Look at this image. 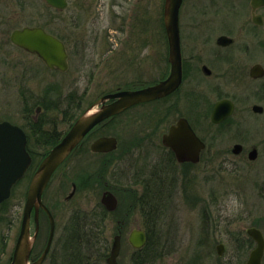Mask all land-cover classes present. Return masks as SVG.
<instances>
[{
	"label": "rangeland",
	"instance_id": "rangeland-1",
	"mask_svg": "<svg viewBox=\"0 0 264 264\" xmlns=\"http://www.w3.org/2000/svg\"><path fill=\"white\" fill-rule=\"evenodd\" d=\"M212 1L219 13L215 17L217 25L224 21V17L227 20L226 10L231 4H240L236 6L245 9L244 15L235 22L234 16L228 12L229 21L235 23V31L245 22L249 23V0ZM210 2L185 0L181 9L182 24L188 21L189 26L205 32L207 25L213 24L211 28L214 30L211 17H207L206 12L200 14ZM163 5L164 0H69V7L54 18L42 2L28 0L19 20L27 25H47L65 40L69 52V70L66 73L47 71L36 56L18 51L8 41L0 42V121L24 127L33 137L32 148L38 155H35L30 175L13 190L11 199L0 207V264L8 261L2 249L3 235L7 233L5 226L11 224L9 234L13 249L20 231L31 175L42 159L41 153L48 149L41 143L44 139L35 135L37 129L34 130L32 123L42 119L44 130H54L62 136L70 127L71 120L68 119L73 113L79 114L102 95L118 87L133 85L135 76L118 65L120 60L116 59V51L118 47L125 46L122 51L134 52L137 48L136 52H140L142 44L132 48L138 44L130 43L140 42L154 32L156 53L163 52L160 30ZM259 12L264 14V9ZM260 31L264 32V29ZM154 76L157 78V73ZM246 106L238 105L235 122L244 123ZM135 128L133 121L125 116L105 132L123 137L135 133ZM240 129L242 131L243 126ZM224 132L231 136L230 131ZM230 158L234 159L230 165L225 164L223 157L213 160L207 157L197 167H171L178 173L180 184L172 201L164 205L162 219L152 234V245L157 252L151 254L150 264H246L255 247L246 235V229L259 225L264 234V204L258 203L259 200L251 197L247 190L252 181L250 176L253 174L255 181L256 174L247 171L242 159ZM100 159L84 154L70 157L44 193V203L57 222L55 251L60 250V238L71 212L75 208L90 209L100 204L103 189L94 186L97 179L94 176L100 173ZM127 163L126 160H118L107 175V180L119 187L115 190L119 208L107 222V235L111 247L115 236L121 232L120 264H132L134 249L128 242L130 232L145 230L144 217L135 205L134 192L132 188H126L128 181L121 168ZM78 177L81 178L80 184ZM89 179L93 183H85ZM73 183L78 185V189L67 200ZM217 187L220 190H215ZM225 187L233 189L231 194L218 197ZM218 243L225 246L224 255L219 260L215 251Z\"/></svg>",
	"mask_w": 264,
	"mask_h": 264
},
{
	"label": "flooded vegetation",
	"instance_id": "flooded-vegetation-1",
	"mask_svg": "<svg viewBox=\"0 0 264 264\" xmlns=\"http://www.w3.org/2000/svg\"><path fill=\"white\" fill-rule=\"evenodd\" d=\"M27 1L0 0V42L5 43L8 41L18 51L31 54L14 44L11 40L12 35L14 32L25 28H41L48 35L57 38L64 44L69 68V52L66 42L56 31L49 29L47 25H27L21 22L22 20H19V15H22V11L25 10ZM39 1L45 5L54 18L69 7V0H66L67 6L63 10L49 5L45 0ZM184 3L185 0H183L179 14L182 66V81L179 88L168 96L137 104L99 124L73 151L71 157L80 154L100 157V173L94 176L97 178L94 181V186H98L97 181H99L103 192L111 191L116 196L118 202L119 197L115 193V190L119 187L109 182L107 175L110 168L118 160L128 161L121 168L128 181L126 188H132L134 197L137 200L146 195L145 190H148L149 194L152 191L151 195L155 198L150 202L163 206V211L165 210L164 205H168L176 195L180 184L178 173L172 171L171 167H197L207 157L212 160L215 157H223L225 164L230 165L234 162V159L230 157L238 158L244 161L248 172L256 174L255 181L252 179L254 175L250 176L252 181L249 182L247 189L249 195L259 200L258 203L264 204V32L260 31V29H264V14L259 12L264 9V6L254 9L251 0H249V23L247 22L246 24L245 22L242 28L235 31L234 22L244 15L245 9L241 10L236 6L240 4H231L230 9L226 10L227 20L224 17V21H221L222 23L220 22L217 25L218 21L215 20V17L219 13L216 10V3H213L211 0L209 5L206 4L207 7H203L205 10L200 11V14L203 12L205 14L206 12L207 17H211L215 28L212 30L211 26L213 24L210 26L208 24L205 32L197 31L196 27L189 26L188 21H186L185 25L182 24L181 9ZM233 6L236 7L232 8ZM228 12L234 16L233 23L230 22L231 19H229ZM161 22L162 28L160 27V30L163 34L164 51L159 52V54L156 53L154 32L153 35L147 36L148 38L145 37L146 40H144L145 38L142 39L141 43L139 41L130 43L132 45L138 44V46H132V48L139 47L142 44L143 50L140 52H136L137 48L133 52L122 51L126 49L125 46L118 47L119 49L116 51V59L120 60L118 65L120 67L124 66L122 67L123 69H126L135 76L134 83L130 86L118 87L116 90L106 93L101 97L118 91H138L157 86L170 77L172 73L170 46L164 19ZM253 33L255 34L253 35ZM124 44L127 46L128 42L125 41ZM33 56H36L43 63V67L47 71L61 73L57 69L49 68L37 55ZM255 68L256 71L254 72ZM156 73L158 75L157 78L154 76ZM95 102L80 111L77 117ZM222 102L225 105H232L233 112L219 123H214L212 116L215 106ZM238 105H247L243 117L244 123L235 122ZM125 116L127 120H132L135 124V133L120 137L116 133L105 132L112 124ZM180 119H185L188 122L197 138L204 144L197 163H179L171 148L165 146L163 143L164 136ZM14 125L20 127L26 133V150L32 158V164L26 174L13 186L12 194L13 190L30 175L34 168L35 155L38 156L32 148L33 137L31 134L24 127L17 124ZM241 126H243L242 131L240 129ZM224 130L230 131L231 136L225 135ZM242 132L243 134L241 135ZM54 134L58 136V133L55 131ZM101 137H114L117 141V148L108 153L93 152L91 145ZM41 143L48 148L44 153H41V157L44 158L55 145L51 146V143L46 139ZM236 146L240 147L239 153H235ZM90 179L89 181H85V183H92ZM80 183L81 178L78 177V184ZM72 188L74 196L78 185L73 183ZM257 189H259V192H257ZM215 190L220 189L217 187ZM232 190V188L225 187V191L217 196L219 197V195L225 193L231 194ZM8 201L0 203V207L4 206ZM41 211L39 212L38 219L39 231L30 251L29 263H35L40 259L50 237L51 225L49 217ZM10 225L7 224L5 226L7 233L6 236L3 235L2 239L4 245L2 249L4 250L3 253L7 255V264H11L13 260L15 246L20 233L19 231L14 247L11 249ZM250 228L258 229L264 237L259 225L251 226L248 229ZM248 229H246V235L256 246L255 241L247 234ZM35 230V217L32 215L30 236H34ZM56 233L57 222L55 219L53 242L42 264H59L58 262L51 261L54 252L58 253V251L54 250ZM218 246H223L225 251L224 244L218 243L215 246L216 254ZM222 257L217 254L218 260Z\"/></svg>",
	"mask_w": 264,
	"mask_h": 264
},
{
	"label": "water",
	"instance_id": "water-1",
	"mask_svg": "<svg viewBox=\"0 0 264 264\" xmlns=\"http://www.w3.org/2000/svg\"><path fill=\"white\" fill-rule=\"evenodd\" d=\"M49 5L63 10L67 6L66 0H45ZM183 0H165L164 25L170 46V61L172 73L170 77L157 86L138 91H118L97 100L90 108L82 113L74 122L70 130L45 156L31 178L23 211L22 225L15 246L11 264H42L49 252L55 233V220L50 210L42 201L43 194L55 172L68 159L71 153L83 142L86 136L99 124L121 114L127 109L151 100L159 99L173 93L182 81L181 41L179 28V13ZM255 9L264 5V0H251ZM12 42L32 54L38 55L51 69L67 71V53L64 44L57 38L48 35L41 28H25L13 33ZM256 71V68L254 72ZM261 76V75H259ZM233 112L232 105L224 102L215 106L212 120L219 123ZM163 143L171 148L179 163L199 161L200 152L204 144L197 138L185 119H180L164 136ZM27 136L23 129L10 122H0V203L10 199L13 186L26 174L32 164V158L26 150ZM117 148L114 137H101L92 145L91 150L96 153H108ZM240 147H235L239 153ZM74 192L67 198L72 197ZM101 205L109 212L118 208V200L111 191H104ZM43 210L50 220L51 231L44 253L35 263H29L30 251L39 231V211ZM34 211L36 230L30 236V222ZM247 234L256 242L255 249L250 253L247 264H262L264 255V237L258 229L250 228ZM129 243L134 249H141L147 243V236L142 230H133L129 235ZM121 251V234L115 236L107 264H119ZM223 246H218L217 254L222 256Z\"/></svg>",
	"mask_w": 264,
	"mask_h": 264
},
{
	"label": "trees",
	"instance_id": "trees-1",
	"mask_svg": "<svg viewBox=\"0 0 264 264\" xmlns=\"http://www.w3.org/2000/svg\"><path fill=\"white\" fill-rule=\"evenodd\" d=\"M77 115L78 113H73L69 117L70 126ZM32 124L35 127L34 130L37 129L34 131L36 136L48 140L51 145L60 141L62 136L59 134L56 136L53 130H44L42 119L38 118ZM97 185L100 186L99 181H97ZM145 192L146 195L143 198L137 200L135 197V205L144 217V228L148 241L143 249L133 251L132 264H150L151 254L157 252L152 245V234L162 219L163 206L150 202L155 198L151 195L152 191L150 194L148 190ZM110 216L111 214L100 204L90 209L75 208L64 226V234L60 238V250L58 253L54 252L51 261L59 264H105L110 252L109 236L107 235V222Z\"/></svg>",
	"mask_w": 264,
	"mask_h": 264
}]
</instances>
